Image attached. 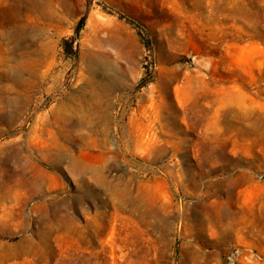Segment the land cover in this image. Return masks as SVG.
I'll list each match as a JSON object with an SVG mask.
<instances>
[{
	"label": "rangeland",
	"instance_id": "obj_1",
	"mask_svg": "<svg viewBox=\"0 0 264 264\" xmlns=\"http://www.w3.org/2000/svg\"><path fill=\"white\" fill-rule=\"evenodd\" d=\"M0 264H264V0H0Z\"/></svg>",
	"mask_w": 264,
	"mask_h": 264
},
{
	"label": "bare ground",
	"instance_id": "obj_2",
	"mask_svg": "<svg viewBox=\"0 0 264 264\" xmlns=\"http://www.w3.org/2000/svg\"><path fill=\"white\" fill-rule=\"evenodd\" d=\"M140 133H143V132H140ZM144 134H145V132H144ZM6 212V211H5Z\"/></svg>",
	"mask_w": 264,
	"mask_h": 264
}]
</instances>
